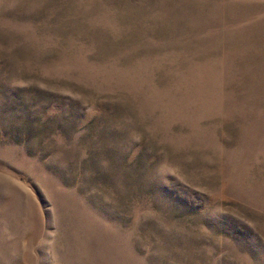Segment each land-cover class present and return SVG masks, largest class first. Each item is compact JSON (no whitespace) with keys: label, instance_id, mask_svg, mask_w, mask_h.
Listing matches in <instances>:
<instances>
[{"label":"rangeland","instance_id":"rangeland-1","mask_svg":"<svg viewBox=\"0 0 264 264\" xmlns=\"http://www.w3.org/2000/svg\"><path fill=\"white\" fill-rule=\"evenodd\" d=\"M0 264H264V0H0Z\"/></svg>","mask_w":264,"mask_h":264}]
</instances>
